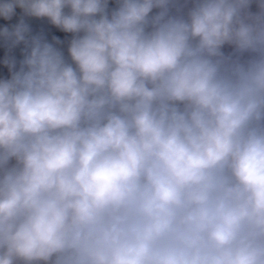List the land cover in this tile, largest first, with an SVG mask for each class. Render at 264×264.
<instances>
[{
  "label": "clouds",
  "instance_id": "clouds-1",
  "mask_svg": "<svg viewBox=\"0 0 264 264\" xmlns=\"http://www.w3.org/2000/svg\"><path fill=\"white\" fill-rule=\"evenodd\" d=\"M0 264H264V0H0Z\"/></svg>",
  "mask_w": 264,
  "mask_h": 264
}]
</instances>
